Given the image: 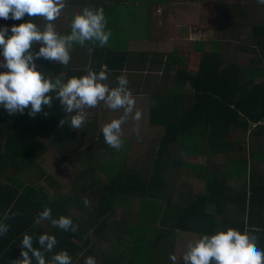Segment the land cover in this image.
Masks as SVG:
<instances>
[{
  "label": "trees",
  "instance_id": "1",
  "mask_svg": "<svg viewBox=\"0 0 264 264\" xmlns=\"http://www.w3.org/2000/svg\"><path fill=\"white\" fill-rule=\"evenodd\" d=\"M92 8L104 7L95 5ZM110 8L116 9L115 6ZM29 18L34 20L25 15L14 23L19 25ZM262 24L251 26L253 38L258 43L255 44L259 51L257 58L221 69L218 54H214L212 49L210 53H202L195 72L187 71L185 67L175 70L180 89L173 92L172 98L155 99L156 102L150 106L149 124L151 128L162 126L163 134L158 148L151 149L148 156L145 154L134 159L127 156L128 145L117 151L105 143L102 132L95 136L92 135L95 131L88 134L85 142L106 148L111 157L100 162L91 157L78 159L81 172L75 178L81 183L72 200L58 191L54 183L75 181L62 172L48 174L43 164L49 146L61 150L59 154L75 155V151L77 154H89L85 149L87 146L74 151L66 144L62 145L63 137L71 142L75 134L68 122L59 123L65 117L59 101L53 98L50 107L42 106L41 112L35 115L29 114L30 109L10 115L0 106V220L6 214L9 216L4 221L9 224V230L0 236V264H13L14 260L21 258L20 244L26 232L33 236L34 247H39L37 237L40 234L55 235L58 243L46 259L65 250L72 257V264H84L89 256L95 258L96 264H119L123 253L112 259L113 244L102 252L106 257H99L93 252L92 241L115 234L117 208L124 206L120 204H125L129 198L137 199L142 212L148 207L160 211L161 204L164 209L169 205L176 211L166 239L179 231L201 236V229H204V234L212 235L215 231H226L231 227L241 232L248 229L258 238V247L264 249V171L257 169V165L264 161L260 151L263 145L249 143L252 136L255 140L262 139L261 130L264 129V81L254 82L256 75H264V45L260 40V36H264ZM67 27L59 30V34H70V25ZM90 47L93 48L91 53L88 51ZM101 48L91 42L85 46L74 43L68 65L52 64L43 58L36 59L35 64L39 71L52 77H58L63 71L64 75L58 78L66 82L73 76L86 74L89 65L96 72L103 65L115 69L120 62L119 67L122 68L131 57L126 52ZM143 56L156 57L155 54ZM251 64L254 66L248 67ZM155 66L165 71L169 68L161 57ZM184 83H190L193 91L182 92ZM173 108L174 112L169 110ZM92 124L86 128H92ZM188 139L191 141L187 143ZM244 142L247 147L239 149ZM188 146L199 155L206 153L204 165L190 163L183 158L181 153ZM186 170L194 171L196 179L205 185L204 192L193 194V200H190L191 190L185 180L181 185L184 189L180 188L178 195L173 190L176 175L183 179V175L192 178ZM46 182H52L54 189L44 184ZM85 199L89 201L88 206L84 204ZM157 203L161 204L157 206ZM46 207L51 209L53 218L61 215L71 217L79 230L65 232L53 227L49 221L36 225L34 221L38 213ZM71 207L79 210L72 212ZM134 221L126 222L130 247L125 253L130 263L170 264L163 251L166 246L158 245L159 234L154 231L152 234L149 228L143 230L146 234L143 231L135 234ZM47 222L49 225L43 226ZM79 253L85 255L84 259L79 258Z\"/></svg>",
  "mask_w": 264,
  "mask_h": 264
},
{
  "label": "clouds",
  "instance_id": "2",
  "mask_svg": "<svg viewBox=\"0 0 264 264\" xmlns=\"http://www.w3.org/2000/svg\"><path fill=\"white\" fill-rule=\"evenodd\" d=\"M257 3L264 4V0H257ZM64 8L65 0H0L2 19L21 20L27 15L46 21L42 30L31 19L13 25L11 35L7 37L8 27H0V55L4 58L0 66L6 69L0 71V106L10 115L23 113L25 109H30L29 114L35 115L41 112L42 106L50 107L55 98L65 113V117L59 121L60 125L70 122L72 129H82L88 116L85 109L96 108L101 103L113 111L123 110L119 118L111 119L102 127L105 143L119 151L124 145L122 125L129 118L135 123L133 131L137 140L141 139L139 122L143 114L136 108L127 76L121 74L116 78V86L110 87L106 82L108 70L103 66L96 72L89 65L86 74L73 76L66 82L57 76L45 75L36 67L35 60L39 58L66 66L70 62L74 43L85 46L91 42L103 47L112 35L110 30H105L107 21L103 8L88 6L73 14L70 34H59L53 22L60 17ZM36 43L41 46L33 53L31 48ZM88 51L91 53L93 48L90 47ZM84 204L88 206L89 201L85 199ZM8 219L6 214L0 220V236L9 230V224L4 222ZM42 221H49L53 227L65 232L79 230L71 217L61 215L53 218L51 209L47 207L38 213L34 223L39 225ZM37 241L39 247H34L33 236L24 233L20 244L21 258L14 260L13 264H72V257L65 250L55 252L50 259H46V255L53 253L58 243L55 235L43 233L37 237ZM169 258L173 264H177L176 255L170 254ZM181 260L184 264H264V249L258 247V238L248 229L241 232L230 227L226 231L205 234L189 241ZM84 264H96V260L89 256Z\"/></svg>",
  "mask_w": 264,
  "mask_h": 264
},
{
  "label": "crops",
  "instance_id": "3",
  "mask_svg": "<svg viewBox=\"0 0 264 264\" xmlns=\"http://www.w3.org/2000/svg\"><path fill=\"white\" fill-rule=\"evenodd\" d=\"M212 2V9L210 10V16H208L205 0H78L76 2H73V0H65V8L60 17L53 23L57 32L59 30L63 31L68 28L67 25L71 24L73 14L80 12L84 7H92L95 5H102L104 7L103 10L107 21L105 30H110L112 35L108 43L101 49L126 52L131 55L129 61H127L122 68L119 67L121 62L115 69L106 68L108 70V81L106 82L110 87H114L116 86V78L121 74H125L129 81L128 86L134 98L137 95H146L148 97V101L145 102L144 105L147 116L144 117L143 115L141 121L151 127L149 124V115L150 106L153 105V101L156 102V100L158 101V99L167 96H171L172 98L173 92L180 89L178 86L179 82L176 81L175 77V70L177 68L185 67L187 71L195 72L198 69L202 53H210L212 49L214 50V54L215 52L218 54V60L221 62V69L230 64L245 63L259 56L258 48L255 45L258 43H256V40L253 38L255 35L252 32L253 28H251V26L259 23L263 25L264 4H258L257 0H239L235 3H222L223 1L221 0H214ZM225 5L230 7L229 15L225 12L227 11V6ZM113 6H115L116 9L110 8ZM209 7H211V5H209ZM222 15L224 17H222ZM172 21H180L178 25V38L174 43L173 39H171L169 43L164 44V39L173 38L174 35L170 31L168 36H159L158 26L160 29L166 30L172 25ZM14 22H16V20L11 18L7 20L0 18V27L7 26L9 29L8 33H6V37L7 35H11V27L17 24ZM32 22L36 23L41 30L46 23L41 17H34ZM180 30L183 31L179 33ZM256 33L259 35L257 30ZM260 40L264 45V36L261 35ZM172 43L173 48L172 51H170L168 46L172 45ZM215 43L219 45L216 47ZM39 44L40 43L34 44L31 51L35 53ZM0 52H2V50H0ZM144 54H155L156 57L143 56ZM160 57L163 62H167L170 68H168L167 71L163 70L162 67L157 68L155 66V63ZM3 60V56L0 55V65H2ZM50 63L61 65L54 61H50ZM253 66V64L250 66L248 65L250 68ZM103 67L106 66L103 65ZM0 71H6V69L0 66ZM59 73L60 75L58 77L64 75L63 71ZM246 80L248 81V78H246ZM263 81L264 75H256L254 79L255 83ZM187 86L190 87L191 90H186L185 92H192L193 88L190 83H184L182 85V92H184L183 88ZM172 101L171 99V105ZM181 102H183V100H181ZM104 109L106 112V106L103 103L96 108L85 109L88 116L82 125V129H72L69 126L75 134L73 137L74 139L70 142L67 141V138L64 139L63 137L64 141H62V145L66 144L67 147L74 149V151L75 149L87 146L85 149L88 151L92 147L104 153L102 149L105 150L106 148H102L100 145L97 146V144L85 142L88 139L87 131L91 128V126L88 128H86V126H88L93 119L97 118V115H101ZM169 110L175 111L174 108ZM72 114L74 115L75 111H73ZM68 123L70 125V122ZM154 127L163 130L162 126L154 125L152 129H154ZM99 132H102V130H99ZM83 134V139L78 137V135L80 136ZM261 135L264 141V129L261 130ZM71 137L70 135V138ZM134 138H136V136L131 137V139L124 144L128 145V152L133 148L132 143ZM255 139L256 138L252 136L249 143H254ZM135 141L139 142L138 140ZM262 145L263 148L262 150L260 148V151L264 156V144ZM49 147V151L53 150L61 158L69 156L68 159L74 160L77 163L78 159L85 154H77L76 151L75 155L59 154L61 150H57L54 146ZM154 148L157 149L158 147H151V149ZM260 151L257 152L260 153ZM263 167L264 161L257 165L258 170L261 168L263 170ZM262 179L264 180V174L262 175ZM198 182H202V186L197 187L198 190H194L193 188L191 190L190 187V200H193V194L204 192L205 185L203 181L198 180ZM51 193L54 194L53 192ZM70 194L71 193L64 196L71 200L72 198L75 199L73 194ZM59 200L60 199H56V201ZM187 202L190 201L187 200ZM171 203L175 204L176 201H172ZM158 204L161 203H157V206ZM153 209L146 208L145 212H142L138 205V209H135V221L140 219L139 225L141 230L149 228L152 234L153 231L159 234L158 245L162 248L166 246L163 251L166 255L165 259L170 262V264H173V261L169 258L170 254L177 256V264H184L181 257L186 250L187 243L205 235L204 229H201V236L192 232L179 231L175 234H170V237L166 239L165 236L168 234V231H171V226L174 222L173 216L176 211L169 208V205H167L165 209L163 207L160 213L156 211L157 209ZM152 213H154V215ZM142 214L143 218L141 217ZM48 225L49 222L43 224L45 227ZM216 232L217 231H215L214 234ZM151 238L153 239V235ZM179 250L181 251L180 253L177 252ZM161 254H163V252Z\"/></svg>",
  "mask_w": 264,
  "mask_h": 264
},
{
  "label": "rangeland",
  "instance_id": "4",
  "mask_svg": "<svg viewBox=\"0 0 264 264\" xmlns=\"http://www.w3.org/2000/svg\"><path fill=\"white\" fill-rule=\"evenodd\" d=\"M212 1L214 0H205L206 2V12L207 15L210 16V10L212 9ZM218 1V0H216ZM220 1V0H219ZM224 2H229V3H235L239 0H221ZM204 2V1H202ZM209 5H211V7H209ZM226 9L227 14L229 15L230 13V7H228V5ZM222 17H224L222 15ZM211 21V19H210ZM180 21H172V25L167 28L166 30H162L159 28L158 26V34L159 36H168V33L171 31L174 35L173 38H168V39H164V44L169 43V41L171 39H173V43L174 41L178 38V25ZM183 30H180V32H182ZM195 38V37H193ZM173 43L172 45L168 46L169 50L172 51L173 48ZM198 59V57H197ZM184 62V61H183ZM44 73V72H43ZM186 90H191L190 87H184L183 91L185 92ZM136 100V108L142 111V114L144 115V117L147 116V114L145 113V102L148 101V97L146 95H137L135 97ZM123 114V110H117V111H113V110H109L106 107V112L105 109L104 111L101 112V115H97V118L93 119L91 122L92 124V128L89 129V131L87 132L88 134H92L93 129H94V135L95 134H99V130H102V127L105 123L110 122L111 119L113 118H119V116H121ZM142 115V116H143ZM146 119V118H145ZM135 127V123L131 120V118H129L128 122L125 123L124 125H122V131H123V140H124V144H126L128 142V140L131 139V137L136 136L133 128ZM139 127H140V135H141V139H139L137 141V138H134L133 140V148L130 150V152L127 153V155L129 157H141L144 156L145 154H149V152L151 151V147H157V145L159 144V138L162 136L163 134V130L161 128H156L154 127V129H152L151 127L147 126L146 123L144 124L142 121L139 122ZM250 136V135H249ZM249 136L247 137L246 141L248 140ZM78 137H80L81 139L84 138V134L83 135H78ZM193 138H191L192 140ZM190 139H188L187 143L191 141ZM245 141V142H246ZM245 142L241 143L239 146V149L245 148L247 146H245ZM192 144H194L192 142ZM255 144H264V141L262 139L260 140H255ZM125 146V145H124ZM97 148H92L89 149V154L86 152L84 154V156H81L79 159L83 160V158H89V156L93 157L94 160L96 162H100L103 161L105 158L111 157V153L107 150V149H102L104 153H102L101 151H97ZM191 146H188L187 149L184 151L183 153H181V155L183 156V158H185L188 162L190 163H195V164H199V165H204L206 162V153L199 155L197 154L195 151H191ZM135 150V151H134ZM68 157H60L58 156L53 150H50L43 158V164H45V171L50 174V175H55L56 172H62V174L66 177H68L69 179L75 181V182H61V181H57L56 183H54L55 188L60 191L61 193H64L65 195H68L69 193L73 194V196L75 195V191L79 190V183L75 178V176L77 175L78 172H81V167L79 165V163H77L76 161H72L70 159H68ZM188 171L187 173H190V175L192 174V178L188 179V175H183V177H181L180 175H176L175 177V182H174V194L178 195V192L180 190V188H183L184 185L182 184V180H185L186 183H188V186L191 187L195 190L202 186V182H198V180L196 179V174L193 171L190 170H186ZM232 171V170H231ZM263 171H264V167H263ZM234 172V171H232ZM172 178V176H171ZM173 179V178H172ZM52 183V182H50ZM49 182H46L44 184L48 185L49 188L51 190L54 189V187L50 184ZM184 189V188H183ZM70 194V195H71ZM91 202L93 203V201L91 200ZM120 205H124V206H118L117 208V225H115V234H111L109 238L106 239H99V240H93L92 242L94 243V248H93V252L96 253L97 256L101 257L102 255H104V253L102 254V252H104V250L107 248L109 249L110 245L113 244L114 245V251L113 253H111V258H115L116 255H119L121 253H123V258L122 261L119 264H132L130 263L129 259L126 256L125 251L130 247V236L127 234L126 232V222L130 221V220H134L135 219V209H138V205L139 203L137 202V199H133V198H129L128 202H126L125 204H120ZM161 210L158 211V213H160L162 211L163 205L161 204ZM149 208V207H148ZM70 210L72 212H76L79 210V208H73L71 207ZM80 214V213H78ZM154 215V213H152ZM141 217L143 218V214L141 215ZM132 227L134 229L135 234L140 233L141 228L139 225V221H134L132 222ZM144 232V231H143ZM147 232L145 231L144 234H146ZM116 246H118L116 248ZM159 247V246H158ZM109 252V251H108ZM107 252V254H108ZM177 252H181L180 250ZM134 254V251H133ZM161 255V254H160ZM84 254L83 253H79V258L84 259ZM104 257H106V254L104 255ZM103 259V258H102Z\"/></svg>",
  "mask_w": 264,
  "mask_h": 264
}]
</instances>
